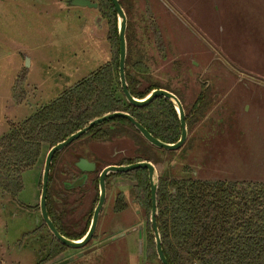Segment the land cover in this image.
Segmentation results:
<instances>
[{
	"label": "rangeland",
	"instance_id": "rangeland-1",
	"mask_svg": "<svg viewBox=\"0 0 264 264\" xmlns=\"http://www.w3.org/2000/svg\"><path fill=\"white\" fill-rule=\"evenodd\" d=\"M69 1L0 0V137L11 123L51 102L111 58L101 13ZM124 4L132 8L131 16H126L132 25L131 39L147 58L151 76L178 92L187 107L203 85L208 88L204 117L189 131L183 146L164 150L166 162L158 165V171L176 178L264 181V0H124ZM144 4L156 14L168 48L164 60L157 56L144 30L145 14L138 17ZM163 14L176 23L168 22ZM22 69L29 70L27 79L35 88H26L25 80L26 107L18 106L11 97ZM115 146L124 151L123 156L133 153L127 138ZM65 150L59 156L58 170L62 161L72 160ZM46 152L37 167L22 172V189L16 197L0 191V264H35L40 259L39 234H22L42 222L38 184ZM111 158H119L114 150ZM52 184L58 188L57 180ZM132 184L111 179L96 238L81 248H67L46 264L79 253L82 255L66 264H137L140 240L144 264L145 223ZM120 190L126 207L114 214L111 206ZM92 204L88 214L95 207ZM67 206L75 205L69 202ZM73 210L70 217L75 219ZM108 239L109 243L99 246Z\"/></svg>",
	"mask_w": 264,
	"mask_h": 264
},
{
	"label": "trees",
	"instance_id": "trees-1",
	"mask_svg": "<svg viewBox=\"0 0 264 264\" xmlns=\"http://www.w3.org/2000/svg\"><path fill=\"white\" fill-rule=\"evenodd\" d=\"M95 2L107 24L106 40L111 58L107 63L66 88L57 98L37 108L25 119L11 123L7 132L0 137V191L4 194L16 197L22 189V172L31 169L40 160L42 153L86 126L92 119L109 112L128 113L152 136L163 142L173 143L180 136L176 111L167 99L157 97L145 106H134L125 100L118 75L119 43L115 10L110 0H95ZM119 3L126 16H131L132 8L125 7L124 0H119ZM137 12L138 17L145 14L142 19L145 22L144 30L152 39L157 56L164 60L168 48L159 27L149 16L148 7L140 11L141 13ZM131 29V21L128 20L125 33V79L128 91L135 98H143L152 89L159 88L174 93L183 105L189 133L204 117L209 106L206 96L208 89H201L195 100L188 107L185 106L178 92L172 90L167 83L155 80L151 76L147 58L138 50L134 38L131 39ZM26 77V70L22 69L12 85L11 97L16 104L26 100L27 92L24 86ZM121 138H127L132 142L133 153L130 156H120L116 160L108 158L101 160L88 181L94 190V203L97 201L98 174L103 167L110 164L123 165L141 160L149 161L155 165L158 173L156 223L162 251L168 264H264V181L166 176L165 173L158 171V165L166 162V151L147 143L123 118H113L94 125L75 140L76 142L73 141L54 155L49 173L46 208L60 234L69 239H79L89 225L91 211L84 219V224L77 225V219L65 220L69 211L68 202L65 200L67 195L72 194L76 197L82 195L84 191L80 186L75 188L63 186L64 181L72 182L77 177L72 161L73 156L81 152L79 144L111 143ZM70 149L73 153L72 160L69 158L67 162L62 161L63 167L58 170L59 156L64 150L67 152ZM55 169L57 171H54ZM53 172L56 173L54 176H52ZM113 178L128 179L133 182L131 188L134 199L143 212L145 223L144 264H161L156 255L149 222L151 206L146 169L137 168L124 173H111L106 180L109 182ZM56 180L57 189L52 184ZM38 186L41 189V182ZM79 198L81 199V196ZM124 205L123 193L120 192L115 208L121 210ZM35 209H38V206ZM43 231L50 237L49 240L42 235ZM34 233L39 234L41 254L35 264H46L67 250L66 246L53 238L43 221L33 231L23 233L22 236ZM96 236L94 234L91 240Z\"/></svg>",
	"mask_w": 264,
	"mask_h": 264
},
{
	"label": "water",
	"instance_id": "water-1",
	"mask_svg": "<svg viewBox=\"0 0 264 264\" xmlns=\"http://www.w3.org/2000/svg\"><path fill=\"white\" fill-rule=\"evenodd\" d=\"M111 4L113 5V8L115 10L116 14V23H117V37H118V75H119V82L122 90V94L125 98V100L134 106H145L149 104L151 101H153L157 97H163L167 99L174 107L179 125H180V136L177 141L173 143H166L163 142L154 136H152L146 128H144L138 121H136L131 115H129L126 112L122 111H114L109 112L106 114H103L100 117L94 118L91 121H89L86 126L83 128L75 131L74 133L70 134L68 137H66L64 140L56 143L55 145L51 146L48 151L46 152L44 163H43V169L41 173V189L39 194V212L42 221L45 223L48 231L50 234L55 238L59 243L66 246L67 248H81L85 246L93 237L98 217L100 214V211L102 209L104 200H105V194H106V178L111 173H124L128 172L137 168H143L147 171V177H148V184H149V195H150V212H149V222L152 229V235L154 238L155 243V251L158 260L161 264H168L163 251L161 247V240L160 235L157 228L156 223V191L158 186V173L157 169L154 164H152L149 161L141 160L134 163L129 164H123V165H115L110 164L101 169V171L98 174V201L97 204L93 210L89 226L84 233V235L79 239H69L56 229L53 222L51 221L47 208H46V199H47V189H48V183H49V173H50V167L52 163V159L54 155L61 151L63 148H65L67 145L72 143L73 141L77 140L80 136L85 134L91 127L94 125L100 124L102 122L108 121L113 118H123L126 119L138 132L139 134L145 139L147 143L152 145L153 147L157 149H162L166 151H174L179 149L186 141L188 132H187V126H186V120H185V111L183 108V105L179 98L172 93L171 91H168L166 89H152L146 96L143 98H135L133 97L127 88V83L125 79V60H126V39H125V33H126V26H127V19L124 9L119 3V0H110ZM70 4L75 6H87V7H93L97 8V3L93 2L91 0H70ZM28 64V59L26 60ZM73 166L80 172H91L95 168V164L88 161L84 157H79L76 159V161L73 162ZM85 180V175L78 177L72 182L65 183V188H75L82 186ZM140 236V235H139ZM111 240L108 239L102 243L99 244V246H102L104 244L109 243ZM141 240L139 241V250H138V263L137 264H143L142 263V255H141ZM82 253H79L75 256L69 257L68 259H64L56 264H66L69 261H72L74 258L81 256Z\"/></svg>",
	"mask_w": 264,
	"mask_h": 264
},
{
	"label": "flooded vegetation",
	"instance_id": "flooded-vegetation-1",
	"mask_svg": "<svg viewBox=\"0 0 264 264\" xmlns=\"http://www.w3.org/2000/svg\"><path fill=\"white\" fill-rule=\"evenodd\" d=\"M146 5V4H145ZM149 6V5H148ZM147 5H146V7H148ZM133 7V6H132ZM150 7V6H149ZM148 7V10H149V16H150V18H152L155 22H156V14H152V11H151V9ZM162 13H165L163 10H162ZM163 16H166V20H168V22H172V23H176V22H174L173 21V18L172 17H170L169 18V16H167V15H165V14H163ZM163 20L162 19V16H159V20ZM173 25H175V24H172V26ZM203 53V52H202ZM204 54V53H203ZM204 58V57H203ZM204 86V88H207L205 85H203ZM208 89V88H207ZM89 143H82V144H79V148H81L83 145H88ZM77 148V147H76ZM68 152V155L70 154L71 156L70 157H72V155H73V153H72V151H71V149H70V151L68 150L67 151ZM79 157H84V156H82L80 153H79V155H77V156H73V161H72V163L74 162V161H76V159L77 158H79ZM84 158H86V157H84ZM88 161H90V162H92V163H94L95 164V168H94V170L93 171H91V172H80V171H78L77 169H75L76 171H75V173L77 174V177L75 178V179H77L78 177H81V176H83V175H85V180H84V183H83V185L82 186H80V187H83L84 188V191H83V193H82V195H77L76 197H74L72 194H70V195H67V197H66V199L65 200H67V202L69 203V202H73L74 203V205L75 206H73L74 208H71V207H68V209H69V211L66 213V218H65V220L66 219H70V220H78V222H77V225H79V224H81V223H83L84 224V219L86 218V217H88V211H89V209H90V205L93 203V198H94V190L92 189V187H91V185L89 184L90 182H88L89 181V178L91 177V175L96 171V169H97V166L99 165V163L101 162V158L99 157V156H94V157H92L90 160H89V158H86ZM74 179V180H75ZM122 180H128V179H122ZM106 182V187H107V184L109 183V182H107V180L105 181ZM65 183H69V182H67V181H64L63 182V186L65 185ZM98 184V183H97ZM86 186V187H85ZM98 187V186H97ZM123 193V190H120V191H118L116 194H119V193ZM124 194V193H123ZM79 196H81V199L79 198ZM117 197H118V195H115V197H114V199H113V202H112V212L115 214V213H118L117 211H123L124 209H125V207H126V203H125V205L122 207V209L121 210H117L116 208H115V203H116V199H117ZM75 199H76V201H75ZM105 200H106V194H105ZM105 200H104V203H103V206H102V209H101V211H100V214H99V217H98V221H97V225H98V222H99V220H100V217H101V214L103 213V209H104V207L105 206H107V204L105 205ZM75 201V202H74ZM97 201H98V191H97ZM97 201L95 202V206H96V204H97ZM87 205V206H86ZM93 205V204H92ZM95 208V207H94ZM74 209V210H73ZM75 211V215H74V218L75 219H73V216L72 217H70V212L71 211ZM93 208H92V212H91V216H92V213H93ZM113 214V215H114ZM91 216H90V219H91ZM70 222V221H69ZM89 223H90V220H89ZM89 226V225H88ZM96 229H97V226H96ZM95 232H96V230H95ZM95 234V233H94ZM117 235V234H116ZM115 235V236H116Z\"/></svg>",
	"mask_w": 264,
	"mask_h": 264
},
{
	"label": "crops",
	"instance_id": "crops-1",
	"mask_svg": "<svg viewBox=\"0 0 264 264\" xmlns=\"http://www.w3.org/2000/svg\"><path fill=\"white\" fill-rule=\"evenodd\" d=\"M29 61H30V65L32 64V58L28 57ZM28 73H29V70H28ZM27 73V75H28ZM29 86H32L33 85L28 81L27 77H26V88L29 87ZM25 88V89H26ZM35 89V88H34ZM201 90V89H200ZM27 91V89H26ZM29 103V93L27 92V96H26V100L21 103V104H18V106H25ZM26 107V106H25ZM18 108H21V107H18ZM30 115V114H29ZM29 115L23 117L21 120L25 119L26 117H28ZM20 121V120H18ZM188 136V135H187ZM122 139L124 138H121V139H118V140H115L114 142H111V143H103V142H89L88 145H83L80 149V154L86 158H89V160L94 157V156H99L101 157V159L103 158H108V157H113V150H114V153L115 155H118V157L120 158V156H123V152L122 149H117V146H115V148L113 147L114 144L116 143H119ZM117 141V142H116ZM96 147H98L96 149ZM102 159V160H103ZM112 159V158H111ZM42 162V161H41ZM39 165V161L34 165V167H37ZM207 179H210V178H207ZM215 180V179H213ZM220 180V179H219ZM223 180V179H221Z\"/></svg>",
	"mask_w": 264,
	"mask_h": 264
}]
</instances>
